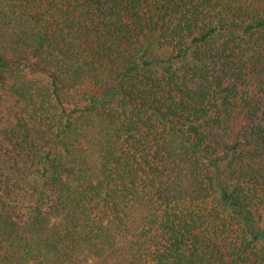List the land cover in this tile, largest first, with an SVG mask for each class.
Instances as JSON below:
<instances>
[{
	"label": "trees",
	"instance_id": "16d2710c",
	"mask_svg": "<svg viewBox=\"0 0 264 264\" xmlns=\"http://www.w3.org/2000/svg\"><path fill=\"white\" fill-rule=\"evenodd\" d=\"M0 264H264V0H0Z\"/></svg>",
	"mask_w": 264,
	"mask_h": 264
}]
</instances>
